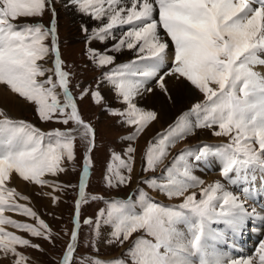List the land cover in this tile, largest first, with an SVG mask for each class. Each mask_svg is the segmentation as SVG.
Instances as JSON below:
<instances>
[{"label": "snow or ice", "instance_id": "obj_1", "mask_svg": "<svg viewBox=\"0 0 264 264\" xmlns=\"http://www.w3.org/2000/svg\"><path fill=\"white\" fill-rule=\"evenodd\" d=\"M65 7L96 22L92 27L81 24L85 53L96 67L106 69L96 88L84 87L79 99L90 95L95 103L104 102L100 87L106 85L123 105L110 109V114L133 129L122 137L128 142L122 153L110 154L104 177L109 187L132 182L134 144L159 118L155 110L137 102L154 90L152 82L167 95L166 78L176 77L203 96L148 139L141 155L145 173L155 172L171 157L160 176L141 177L139 183L181 202L164 205L141 187L127 198L105 200L93 195L91 199L103 200L105 207L95 221L88 218L84 223L94 225L97 234L101 225L110 226L109 243L124 251L107 259L82 254L78 264H264V239L249 255L232 254L245 231L258 232L264 226V203L260 210L256 204L247 205L250 199L264 201V76L253 70L264 65V0H65ZM46 11L52 13L48 25L41 19L33 22ZM56 17L54 0H0V85L32 104L42 122L75 125L45 132L0 109V261L8 264H27L29 258L21 248L40 249L17 232L52 241L49 225L19 202L29 197L8 185L15 175L62 190L66 186L47 177L65 172V160L75 159L79 134L87 152L74 230L60 264L77 259L80 206L86 200L95 130L80 115L70 87L71 73L64 70ZM109 40L113 43L103 50L91 46L93 41L107 45ZM124 49L134 56L117 63L112 53ZM49 58L52 67L46 66ZM197 129H211L227 142L185 147L173 155L171 149ZM210 156L219 161L227 186L238 192L228 190L220 180L205 184L194 175V167ZM44 195L54 203L59 200L52 193ZM6 212L37 223L17 221Z\"/></svg>", "mask_w": 264, "mask_h": 264}, {"label": "rangeland", "instance_id": "obj_2", "mask_svg": "<svg viewBox=\"0 0 264 264\" xmlns=\"http://www.w3.org/2000/svg\"><path fill=\"white\" fill-rule=\"evenodd\" d=\"M56 3L58 4L61 3V5L63 6L62 7L58 5L59 6V8L57 9L58 15L56 19H57L59 47H60L61 57L64 62V70L69 71L71 73L70 87L72 89L73 94L78 99V104L80 106V115L82 116L83 120L91 124L95 130V147L90 154L92 159V164H91L92 173H91L88 189L89 188L91 189L93 187L94 190H97L99 191V193H102V191H104L105 188L102 185L101 179L99 180V177L101 176L102 172L105 171V166L109 158V154L112 151H115L117 148L115 139H122L120 137V134L124 131L122 127L117 126V124L119 126L121 125L117 123L119 118H117L115 121V119H113L112 114H108V113L106 114V111L104 108H102V105L105 108L116 107L119 105L118 109L122 108L123 105L117 100L111 101L110 104L106 102L105 100L106 98H105V94L103 93V90L106 92L110 90L105 85H101L100 87V91L104 96V102L97 104L92 100V98L89 99L90 95L89 96L85 95L83 99H79L80 91H83V87L82 90H78V88L80 87H77V85L84 86L85 84H88L91 86L92 89H95L97 83L96 80L100 77L98 72L99 70L94 67L95 65L88 59V56L87 55L85 56L84 52L86 46L84 42H82L83 37L85 39V36L84 33L81 31V22L73 19V15H71L68 9L65 7V3L63 0H58V1L54 0V6L57 5ZM37 19H41L44 24L48 25L52 19V13L50 11H46L42 18H34L33 22H35V20ZM49 60L50 58L48 59V61ZM48 61L46 66L52 67L49 66ZM152 86H155V82L152 83ZM192 92H193L192 95H194L193 99L188 100L189 102L185 106V109L188 108L190 105H193L197 101L201 100L199 99L200 95L197 90L193 89ZM14 98L20 102L21 101L24 102L23 103L24 108L21 109L22 111L11 110V114H14L12 112L16 113L15 115L17 116L15 117L17 119L22 118L24 120L29 121L30 123H34L35 125L39 126L42 129H53L55 127L59 129H64L69 127L71 124L74 125L71 122L68 125L51 123V122H47V123L42 122L37 116L34 106L32 104H30L23 98H19L17 96H14ZM15 117L13 116V118ZM171 121L172 120H170L169 122ZM166 125H164L162 128H164ZM162 128L159 127V129ZM145 133L142 134L134 144L135 147L138 146V150L144 145V143L148 139L152 137V135L155 134V133L151 134V136L145 138ZM117 134L119 135L117 136ZM76 135H77V139L75 142V159L71 162L65 160L64 162V167L66 168L65 172H62L55 177H51V176L47 177L49 180L55 181L60 185L66 186L63 187L62 190H58V191H53L52 188H49L50 190L48 189L50 193H52V195L59 197V200L55 202L54 207H52L49 204V202H52L53 199H50L51 196L47 197L44 195V191L43 188H41V186H34L30 183L23 181L18 176H15V179L17 181L21 180L23 184L22 189L18 186L17 187L19 188V190H22V192L23 191L25 192V193L23 192L25 196L29 197V200L27 201L23 200V202L28 207H31L38 214V216L42 218L49 225L52 231L51 242L43 238L31 237L30 234L26 232H17V234L30 239L33 244L40 245V249H35L31 247L20 249V251H22L24 255L29 258L27 264H58L59 258L61 256V252L63 251V248L66 245V243L68 242L67 235L69 234V231L71 229L72 204L75 194L76 181L78 178L79 166L82 162L83 152L87 147L86 142L79 138V134ZM205 135L206 133L204 132L199 133V136H205ZM66 162H68V164ZM202 172H204V170ZM14 182L15 181L12 180L9 186L16 188ZM130 186L131 183L128 184L127 188L125 189L117 188V189H110L108 191L113 193L116 192L120 193L124 189L122 192H125V190L127 192ZM96 206L97 205L94 203L85 204L80 207V214L82 213V216H86V214H90L92 212L97 215L98 211L94 212L96 210ZM9 214L11 218H17L16 215L11 213ZM21 217L26 219L31 224L35 225L37 223V222H33L36 221L34 219L24 216ZM88 231H89V227L86 226V230L83 228L82 230H80L79 234L82 237L85 236L86 232L88 235ZM59 234H63L65 236H60ZM82 245H84L85 247L87 246L86 243ZM96 246H99V248L102 247V245L99 243ZM0 264H8V261L6 260L0 261Z\"/></svg>", "mask_w": 264, "mask_h": 264}, {"label": "bare ground", "instance_id": "obj_3", "mask_svg": "<svg viewBox=\"0 0 264 264\" xmlns=\"http://www.w3.org/2000/svg\"><path fill=\"white\" fill-rule=\"evenodd\" d=\"M65 3V0H63ZM71 15H73V19L76 21H80L81 24H87L90 27L96 26V22L88 19L87 17H84L80 14H78L74 8L66 7ZM120 33L117 32V36H119ZM113 42L109 40L107 42V45L100 44L99 42L93 41L92 47L99 48L103 50L105 47H110ZM116 56V62L121 63L128 60H131L134 56V53L124 49L118 53H112ZM169 57H171V51L169 52ZM170 61V59H169ZM168 61V62H169ZM170 63V62H169ZM49 66H52V62H49ZM106 86V85H105ZM152 86V84L150 85ZM107 87V86H106ZM153 91L151 93H146L142 98L138 99V104L146 109L155 110L159 114V118L157 121L153 122L149 128L146 130L145 138H148L151 136V134H154L156 131L160 130L159 127H163L166 125L170 120H173L179 114L181 111L185 109V106L189 102L188 100L193 99L192 90L194 89L187 81L183 79H177L176 77H167L166 78V87H167V95L164 91H162L157 86H152ZM110 90V89H109ZM105 94V100L110 104L111 101L117 100L114 94L110 91H104ZM15 94L11 93L6 87L3 85H0V109H4L9 116L13 118L15 115V112H12L14 114H11V110L19 111L24 108V102H20L14 98ZM22 111V110H21ZM16 118V117H15ZM207 136V135H205ZM204 138V137H201ZM205 172V170H204ZM204 172H200V174L205 178L209 180V176H205ZM204 173V174H203ZM133 176L136 177L139 174L138 169H134ZM205 179V182L208 180ZM15 182V187L19 190L18 187L22 189L23 184L20 181H17L15 179V175L13 176V179ZM18 186V187H17ZM22 192V190H19ZM24 192V191H23ZM152 192V191H151ZM25 193V192H24ZM152 196H155V193L152 192Z\"/></svg>", "mask_w": 264, "mask_h": 264}]
</instances>
